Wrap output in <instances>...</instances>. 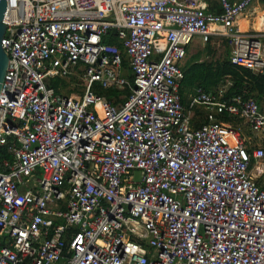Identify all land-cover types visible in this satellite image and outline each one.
I'll use <instances>...</instances> for the list:
<instances>
[{
  "label": "built area",
  "instance_id": "built-area-1",
  "mask_svg": "<svg viewBox=\"0 0 264 264\" xmlns=\"http://www.w3.org/2000/svg\"><path fill=\"white\" fill-rule=\"evenodd\" d=\"M218 1L219 14L202 0H6L0 264H264V145L216 120L257 133L264 115L251 98L195 87L185 107L179 93L194 38L264 72L262 36L234 24L254 0ZM70 77L81 94L51 86ZM198 107L211 113L193 128Z\"/></svg>",
  "mask_w": 264,
  "mask_h": 264
},
{
  "label": "crops",
  "instance_id": "crops-1",
  "mask_svg": "<svg viewBox=\"0 0 264 264\" xmlns=\"http://www.w3.org/2000/svg\"><path fill=\"white\" fill-rule=\"evenodd\" d=\"M231 1L236 2L238 0H231ZM202 2L205 4L208 12L215 13V14L221 13V8H220L218 0H202ZM254 2H255V4L250 9H248L247 11H245V13H242L236 17L234 24H235V27L237 28V30L239 32H241L239 29V27H240L239 22L241 20L248 22L246 31L241 32V33L260 35V36H262V39L264 41V28L262 31H258V30L253 28L254 19H255V16L257 14L255 11L258 10V11L264 12V0H254ZM220 45H222V47H223L224 55H222V58L217 59L214 56V54H215L214 46H216V48H218ZM229 59H230L229 48H228L227 43L224 39L219 38V37H211L209 42L204 44L201 41V39L194 38L192 40V42L187 46L186 56L181 61L180 67H181V70L183 72L186 68L190 67L193 64H197V63H208V64H211L213 67H217ZM183 80H184V78H183ZM223 84L224 83L222 81H219L215 88L209 89L206 92L212 93L215 95L219 92H222L224 94L227 84L226 85L225 84L223 85ZM253 85L254 84H252V86ZM195 87H200V86H194L191 89H186L184 91L183 97L180 95L182 103L185 107L188 106L191 93ZM181 88H182V85H181ZM61 89H63V88L57 87V90L60 93H62ZM68 91H70V90H68ZM67 93L71 94L72 91L67 92ZM235 97H242V99H244V100L249 99V98L253 99L258 105L259 111L264 115V96H260L259 93L257 92V90H254L253 93L249 94L247 98L244 97L243 95H238ZM183 99H184V102H183ZM210 113H211L210 111H208L202 107H198V108L191 110V113H190L191 126L193 128H197V127H200L202 124L206 123L207 116ZM216 120L221 124L230 125L234 129L239 130L242 138L244 139V141L247 143L248 146L255 147V146L264 145V131L253 133L249 130L248 126L244 123V121L234 119V118H228V117H226V115H216Z\"/></svg>",
  "mask_w": 264,
  "mask_h": 264
},
{
  "label": "trees",
  "instance_id": "trees-1",
  "mask_svg": "<svg viewBox=\"0 0 264 264\" xmlns=\"http://www.w3.org/2000/svg\"><path fill=\"white\" fill-rule=\"evenodd\" d=\"M107 43L116 44L114 39L107 40ZM183 74L184 80L180 83V88L181 85L182 88L179 89L182 97L186 89L200 86L205 91H208L215 88L219 81H222L225 85L227 84L222 96L224 100L238 95H243L247 98L254 90H257L260 96H264V75L254 74L247 69L234 66L229 60L217 67H213L208 63L193 64L186 68ZM252 84L254 85L252 86ZM51 86L57 90L58 86L53 81L51 82ZM94 90L96 94L104 96L110 102L116 100L118 95H128L127 91L118 92L112 89H101L97 85H94Z\"/></svg>",
  "mask_w": 264,
  "mask_h": 264
},
{
  "label": "rangeland",
  "instance_id": "rangeland-1",
  "mask_svg": "<svg viewBox=\"0 0 264 264\" xmlns=\"http://www.w3.org/2000/svg\"><path fill=\"white\" fill-rule=\"evenodd\" d=\"M254 4H255V2L253 1L249 5L247 10L250 9ZM255 12L257 14H256L255 19H254L253 28L258 30V31H262L264 28V12L258 11V10H256ZM240 25L243 27V30L246 31L248 22L241 20ZM214 48H215V50H214L215 51V54H214L215 58H217V59L222 58V55H224V50H223L222 45H220L218 48H216V46H214ZM53 82H54V84L56 83L58 87L63 88V89H61L62 90L61 92H62V94L66 95V96H68V95L69 96H71V95L76 96V93H78V94L82 93V88H83L82 83L79 79H76L75 77H70L69 79H56ZM68 90L72 91V93L68 94L67 92H70ZM133 176H134V179L136 181L139 179L138 173L135 172L133 174Z\"/></svg>",
  "mask_w": 264,
  "mask_h": 264
},
{
  "label": "water",
  "instance_id": "water-1",
  "mask_svg": "<svg viewBox=\"0 0 264 264\" xmlns=\"http://www.w3.org/2000/svg\"><path fill=\"white\" fill-rule=\"evenodd\" d=\"M5 13H6V0H0V90L2 87V83L4 81V76L8 61V58L1 47L2 39L4 37L5 29H6L3 23ZM111 33L114 35L115 30H112ZM262 74L264 75V72Z\"/></svg>",
  "mask_w": 264,
  "mask_h": 264
},
{
  "label": "bare ground",
  "instance_id": "bare-ground-1",
  "mask_svg": "<svg viewBox=\"0 0 264 264\" xmlns=\"http://www.w3.org/2000/svg\"><path fill=\"white\" fill-rule=\"evenodd\" d=\"M239 25H240V22H239ZM239 29H240L241 32H244V30H243L241 25H240Z\"/></svg>",
  "mask_w": 264,
  "mask_h": 264
}]
</instances>
